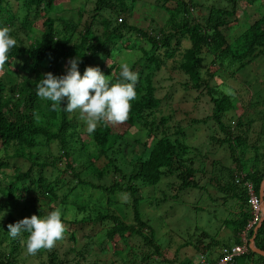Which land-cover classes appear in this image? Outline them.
Returning <instances> with one entry per match:
<instances>
[{
  "label": "trees",
  "instance_id": "16d2710c",
  "mask_svg": "<svg viewBox=\"0 0 264 264\" xmlns=\"http://www.w3.org/2000/svg\"><path fill=\"white\" fill-rule=\"evenodd\" d=\"M56 1L0 0V28L8 27L11 36L15 34V24L16 28H25L26 31L36 27L40 33L39 39H32L25 44L18 36L13 37L17 45L9 50L5 71L0 73V217L4 216L6 221L2 223L0 220V264H15L16 255L25 247L23 241L28 235L22 233L16 239L8 235L7 226L15 223V219L6 203H38L44 200L47 205L52 197H57L56 191L62 189V206L73 204V208L83 210L82 195L85 187L97 190L99 195L96 199H106V204L112 202L109 197L115 192L127 195L132 206L131 222L127 223L117 215L107 213L104 206H101L103 210L97 208L94 211L93 208L92 217L86 213L72 222L86 224L88 221L103 223L108 220L110 226L104 231V238L106 242H111V248L116 250L122 244L125 245L128 239L137 237L141 243L139 246L146 250V254L142 253L139 257L138 264L145 262L152 254H159V247L151 225L139 212V204H146L149 190L153 191L161 179L168 180V191L161 192V202L180 201L183 198L180 193L189 192L191 196L202 197L201 194L205 192L208 202L219 203V206L228 203L233 210L227 212L226 218L220 219L231 230L229 239L221 241L216 236L207 238V233L200 231L192 242L196 254L201 252L216 257L221 246L237 243V234L250 216L243 181L249 180L257 194L259 183L264 178V123L257 129L254 142L247 145L246 132L240 131L243 124L240 118L235 120L231 129L221 120L233 107V100L225 93H217L210 82L214 81L213 77L216 75L232 77L254 59L262 58L264 13L251 24H246L233 42L228 43L224 34L235 26L234 6L237 0H232L230 10L212 3L203 5L202 0H155L158 6L168 12L165 20L168 30L164 32L163 28L160 29L161 35H149L120 18L122 23L112 25L109 20L103 19L104 30L99 36L93 34V21L79 30L72 20L50 15ZM129 2L132 4L134 0ZM167 4H171V8L167 9ZM107 7H116L121 13L128 11L127 0H94L91 20ZM191 7L196 10L195 15L189 12ZM76 10L77 20H80L83 11L80 7ZM143 39L149 46L148 49L139 45L138 41H144ZM181 40H187L189 46L179 52L178 44ZM117 43L124 48L138 47L143 55L141 61L130 66L133 72L138 73L135 85L137 98L130 102L131 110L126 122L116 125L101 122L94 133L86 132L95 146L91 152L94 158L88 157L90 165L87 168L93 167V163L100 159V169L104 173L111 168L113 178H110L108 185H96L78 178V173H72L74 185H68L69 181L56 174V165L63 157L64 169L72 170L69 150L76 145L84 146V142L74 138V135L79 137V131L74 129L70 123L71 116L62 108L66 105V100L62 101V107L52 110L51 101H42L36 95V84L44 78L45 73L50 72L54 76L66 74L61 70V64H65L67 68L68 62L77 57L81 75L86 67H98L102 74L109 77L111 83L123 82L120 77L121 63L115 59L118 54ZM17 58L21 59V63L14 66L13 62ZM177 59L174 66L188 79L183 83V88L190 84L194 90L208 96L207 101L211 105L210 114L191 119V123L206 124L207 120H213L217 124L224 136L217 139L216 147L231 153V156L234 148H238L231 167L219 165L218 159L211 155L209 149L203 151L201 147L187 144L184 129L176 127L170 130L168 118L164 115L157 118L155 115L150 116L161 103L155 93L154 77L164 70L167 62H175ZM205 60H208V66ZM132 125H138L145 131L144 141L141 142L142 149L134 157L132 164L123 168L120 167L123 157L113 148V144ZM51 142H55L59 148L58 157L49 152L45 154ZM206 157H209L208 171L204 163L207 162ZM10 160L13 163L11 165L8 163ZM206 173L208 182L214 184L211 187L216 189V194H222V200L214 199L200 185L202 176ZM145 188L149 189L148 192ZM29 195L30 199L27 198ZM52 208L48 210L51 212ZM36 211L30 217L37 215L42 218L39 213L41 206ZM61 219L64 221L63 217ZM252 231L253 229L249 230L248 237ZM253 244L264 251V216ZM78 256L83 258L85 254L79 253ZM253 256L256 257L255 264H264V257L250 251L243 257L251 260ZM49 259L53 264H60V260L59 263L54 261L58 260L55 254L49 256ZM180 264L192 263L185 259Z\"/></svg>",
  "mask_w": 264,
  "mask_h": 264
},
{
  "label": "rangeland",
  "instance_id": "374dc122",
  "mask_svg": "<svg viewBox=\"0 0 264 264\" xmlns=\"http://www.w3.org/2000/svg\"><path fill=\"white\" fill-rule=\"evenodd\" d=\"M93 1L57 0L54 8L50 11V15L72 20V23H75L79 30L85 24L93 21V24L95 23L91 26L93 34L99 36L104 30L103 19L109 20L112 25L120 23L121 18L125 23L140 28L149 33V35L159 36L161 35L159 33L161 32L160 29L163 28L164 32L168 30L165 21L168 12L166 9L158 6L155 0H134L132 4L127 0V12L121 13L116 7H107L91 20ZM202 1L203 5L212 3L224 6L229 10L230 6H232V0ZM77 7H80L83 11L80 20H77ZM165 7L169 9L171 8V4H167ZM195 11L193 7L189 9V12L193 15H195ZM234 11L236 12L234 14L236 16L235 26L232 30H227L224 34L228 43L233 42L235 37L242 32L246 24H251L253 20L264 13V0H237ZM16 27L17 25L15 24L13 26L15 34L12 37L18 36L24 44L32 41V39L40 38L39 29L37 28L38 30H36V27H32L33 29L30 31H26L25 28ZM138 43L145 49L149 47L145 40H139ZM178 45V50L181 52L189 46V42L187 40H181ZM116 47L118 54L115 55V59L118 63H126L130 67L134 62L142 60L143 55L138 47L124 48L120 47L119 43H117ZM262 55L261 59L259 57L254 59L245 68L235 72L232 77L216 75L213 77L214 81L210 82L211 85H214L213 89L217 93H225L233 100V107L221 120L225 124H228L227 128L229 127L231 129L235 120L240 118L243 123L240 131L246 132L245 138L247 145L254 142L255 135L258 133L257 129L264 123V52ZM178 59L175 62H167L164 70L154 77L155 93L161 99V103L155 112H151L150 116L155 115L157 118L160 115H164L168 118L167 123L170 130L176 127L184 129L187 135V144L201 147L203 151L209 149L212 152L211 155L218 159L219 165L231 167L233 157L236 156L238 148H234L232 152L233 156H231V153L216 147L217 139L224 136L217 124L213 120H207L206 124L191 123V119L210 114L211 105L207 101L208 96L202 95L203 92L200 93L194 90L190 84L183 88V83L188 81V79L185 74L181 73L174 66L178 62ZM20 63L21 59L17 58L13 62V65L17 66ZM205 64L208 66V60H205ZM61 70H64L66 73L67 68H65V64H61ZM68 116L72 118L70 123L75 127L74 129L79 131V137L74 135V138H79L84 142V146L79 145L78 147L76 145V147L74 146L69 150L71 155L69 163L73 165V169L69 171L64 169L65 159L63 160V157H61L56 165L58 170L57 172L55 171L56 174H59L61 179L69 181L68 185H74L72 173H78V178L86 182L96 185H108L110 178H113V174H111V168L108 172H104L106 174L103 173V169H100V159L97 163H93V167L87 168L90 165L88 157L94 158L91 152L95 146L85 131L86 126L79 119V112L68 113ZM247 123L248 126H246ZM144 134L145 131L140 126L132 125L120 140L114 142L113 148L119 154L121 153L123 157L121 160L123 164L120 167L127 168L128 165L132 164V160L142 149L140 144L144 141ZM211 136L212 139H210ZM248 151H251V147L248 148ZM48 152L55 157L60 155L59 148L55 142L49 144L45 154ZM205 159L207 161L204 162L205 168L208 171L209 157ZM8 163L9 165L13 164L11 160ZM4 169L6 170V168ZM7 170H9V167ZM98 170H101V172ZM53 174H55L54 171ZM207 178L208 175L206 173L202 176L200 185L206 188L210 196L214 197V199L222 200V194H216V189L211 187L214 184L208 182ZM167 181V179H161L153 188V191L145 188V191L148 192L149 190L146 204H139V212L142 218H146L148 224L151 225L155 242L159 247L158 255L152 254L149 259L141 264H180L185 259L191 260L192 263L196 259V251L192 242H194L200 231L207 233V238L216 236L221 241L228 240L231 235V230L226 225H223L220 220L228 216V211H233L228 206V203L224 206H219V203L208 202L205 192L201 194L202 197L191 196L189 192L180 193L184 198H181L180 201L170 203L161 202L159 199L162 194L161 192L168 191ZM60 193H63L62 189L56 191L57 197H52L47 205L44 200H40L38 203L29 201L12 202V204L6 203L9 206L15 222L25 217H30L33 212L37 213L38 206H41V212L39 211V213L42 214L40 215L42 218L45 217L47 212L50 213V210H48L50 207H53L52 211L59 208L62 211L61 218L63 217L64 221L62 222L66 229L65 239L57 242L56 246L51 250L41 249L36 255L32 256L26 254L25 247L20 249L16 255L15 264H53L54 262H51L49 259V256H53V254L58 259H54V261H58L57 263H59L60 260V264H138L140 262L139 257L142 253L146 254V250L145 247L139 246L141 243L137 237L128 239L125 245L122 244L120 246L121 249L119 247L114 250L111 248V246L113 247L111 242H106L104 238V231L110 226L108 220L103 223L99 221H88L86 224L72 222L73 219L81 218L86 213L89 217H92L95 209L97 210V208L104 206L107 213H113L129 223L132 217V206L130 205V198L127 195L115 192L109 197V199H112V202L106 204V199H96V196L98 197L99 195L97 190L85 187L82 195V207L85 210H81L73 208V204L62 206L63 202L60 201ZM88 195L91 196L89 197ZM1 198L2 196L0 195ZM27 198L30 199L31 195L27 196ZM193 198L196 200L194 201ZM98 210L100 211V209ZM0 220L2 223L6 222L4 216L0 217ZM206 241L204 240V242ZM150 249L148 248V250ZM118 252L119 254H117ZM79 253H84L85 256L80 258L78 256ZM254 260H256L255 256L251 260L242 257L240 259L238 258V263L255 264Z\"/></svg>",
  "mask_w": 264,
  "mask_h": 264
},
{
  "label": "clouds",
  "instance_id": "9594fccd",
  "mask_svg": "<svg viewBox=\"0 0 264 264\" xmlns=\"http://www.w3.org/2000/svg\"><path fill=\"white\" fill-rule=\"evenodd\" d=\"M16 45L10 29L0 28V73L5 71L9 50ZM79 62L78 57L71 59L66 74L61 76L45 73L36 84V95L41 100L51 101L52 110L62 107V101L66 100L63 110L69 114L78 111L88 134L94 133L101 122L112 125L126 122L130 102L137 98L138 73L133 72L128 64H121L123 82L111 83L98 67H86L81 75ZM61 216L62 211L57 208L43 218L37 215L25 217L7 226L9 236L16 239L22 233L28 234L23 241L27 255L34 256L41 249L51 250L57 242L65 239L66 229Z\"/></svg>",
  "mask_w": 264,
  "mask_h": 264
},
{
  "label": "built area",
  "instance_id": "2783aa9c",
  "mask_svg": "<svg viewBox=\"0 0 264 264\" xmlns=\"http://www.w3.org/2000/svg\"><path fill=\"white\" fill-rule=\"evenodd\" d=\"M243 186L246 191V203L250 216L237 234L238 242L229 246H221L216 257H210L206 253H197L195 262L192 264H239L237 259L247 255L250 251L248 232L255 228L263 213L259 195L254 192L251 182L249 180L243 181Z\"/></svg>",
  "mask_w": 264,
  "mask_h": 264
},
{
  "label": "water",
  "instance_id": "95a60500",
  "mask_svg": "<svg viewBox=\"0 0 264 264\" xmlns=\"http://www.w3.org/2000/svg\"><path fill=\"white\" fill-rule=\"evenodd\" d=\"M263 187H264V178L260 181L259 188H258V195H259V199H260V207H261L263 215H262V218L260 219V221L257 223L255 228L253 229L252 234H251V236L249 238V244H248V247H249V250H250L251 253L260 255L262 257H264V251L259 250L258 248H256L254 246V244H253V241H254V237H255L257 228L260 226V224H261V222L263 220V216H264Z\"/></svg>",
  "mask_w": 264,
  "mask_h": 264
},
{
  "label": "crops",
  "instance_id": "0c3cea01",
  "mask_svg": "<svg viewBox=\"0 0 264 264\" xmlns=\"http://www.w3.org/2000/svg\"><path fill=\"white\" fill-rule=\"evenodd\" d=\"M195 262V261H194Z\"/></svg>",
  "mask_w": 264,
  "mask_h": 264
}]
</instances>
